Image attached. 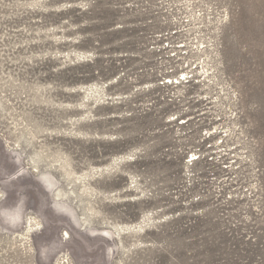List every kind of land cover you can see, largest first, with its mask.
I'll return each mask as SVG.
<instances>
[{"label":"rangeland","instance_id":"rangeland-1","mask_svg":"<svg viewBox=\"0 0 264 264\" xmlns=\"http://www.w3.org/2000/svg\"><path fill=\"white\" fill-rule=\"evenodd\" d=\"M0 264H264V0H0Z\"/></svg>","mask_w":264,"mask_h":264}]
</instances>
